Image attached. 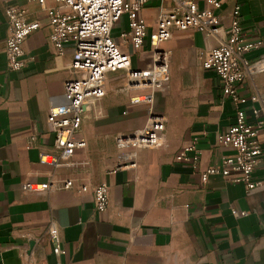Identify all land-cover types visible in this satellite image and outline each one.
I'll use <instances>...</instances> for the list:
<instances>
[{
	"label": "crops",
	"instance_id": "0c3cea01",
	"mask_svg": "<svg viewBox=\"0 0 264 264\" xmlns=\"http://www.w3.org/2000/svg\"><path fill=\"white\" fill-rule=\"evenodd\" d=\"M53 7V0H45ZM209 9L207 0H185ZM214 14L225 31L230 14L240 8L241 26L260 49L250 52L251 63L263 68L238 86L242 97L264 98V0H217ZM40 28L22 46L25 66L6 70L7 23L0 3V264H264V131L262 155L253 177L260 188L247 191L221 176L202 184L200 175L233 155L216 138L234 123V107L221 93V81L204 70L200 54L219 45V38L195 31H173L164 45L169 54V80L154 95L152 110L164 116L168 146L139 151L135 168L115 171L120 151L118 136L144 127L147 107L131 105L144 91L128 88L124 71L108 74L105 96L84 111L75 139L85 143L67 159L53 150L48 112L64 104L63 84L80 77L71 69L73 47L57 57L49 41L48 20L36 2L18 0ZM170 0H150L142 10L149 31L161 7ZM127 30L122 16L116 24ZM120 36V35H119ZM115 41V40H114ZM120 50L136 56L133 67L145 68L139 54L115 41ZM146 47V46H145ZM248 122L254 118L247 109ZM192 139L200 152L197 169L176 161ZM44 156L48 164H41ZM75 163L54 167L52 162ZM72 181L69 190L48 191L50 182ZM105 183L109 206L97 212L91 190ZM31 184L33 189L22 187ZM88 186L87 193L78 188ZM244 213L243 216L236 215ZM54 231V238L51 231ZM59 244L63 254L55 255Z\"/></svg>",
	"mask_w": 264,
	"mask_h": 264
},
{
	"label": "built area",
	"instance_id": "2783aa9c",
	"mask_svg": "<svg viewBox=\"0 0 264 264\" xmlns=\"http://www.w3.org/2000/svg\"><path fill=\"white\" fill-rule=\"evenodd\" d=\"M17 1L0 0L4 5L7 23L4 51L8 72L24 68L22 46L41 26L38 20L29 19L27 10L18 6ZM27 1L36 2L46 15L50 29L49 41L57 57L63 55L67 45H72L71 69L81 74L64 82V104L48 112L47 124L53 134V150L60 158L69 159L77 150L85 147L83 141L75 139L84 111L92 101L105 96L108 74L118 71L125 72L130 90L146 92L144 96L133 97L130 104H144L147 107V120L142 129L116 138L115 146L120 155L113 173L135 168L139 151L166 148L165 118L152 110L154 95L163 90L169 80V54L164 45L170 40L173 31L195 30L206 37L219 38L221 34L225 35L217 47L200 54L199 59L202 68L214 72L221 81V93L234 107L233 125L216 138L218 145L231 148L234 153L222 158L219 166L209 167L202 172L201 183L206 184L211 176H221L230 184L243 185L247 191L263 185L253 174L262 155L260 134L264 131V98H246L238 92V86L248 75H256L263 70L259 63H251L247 57L250 52L260 49L262 42L247 37L241 26L238 6L232 10L230 24L224 31L220 18L214 14L220 8L219 1L207 0L210 8L199 9L192 2L170 0L172 5L160 8L156 26L149 31L141 12L150 0H53V7H47L45 0ZM122 16L126 17L127 30L119 38L134 54H139L138 61L149 62L145 68L133 67L131 56L123 53L111 36L113 27ZM247 109L254 123L248 122ZM199 156L197 140L192 139L178 152L176 161L197 169ZM40 163L48 164L44 156H41ZM51 164L54 167L77 165L61 161ZM72 187V181L60 185L50 182L47 190H69ZM22 189L30 191L33 187L26 184ZM88 191L85 185L78 188L81 194ZM91 193L95 210L105 212L109 206L108 186L99 184ZM54 236L52 230L51 237ZM53 253L63 254L58 243Z\"/></svg>",
	"mask_w": 264,
	"mask_h": 264
},
{
	"label": "rangeland",
	"instance_id": "374dc122",
	"mask_svg": "<svg viewBox=\"0 0 264 264\" xmlns=\"http://www.w3.org/2000/svg\"><path fill=\"white\" fill-rule=\"evenodd\" d=\"M120 28L117 27V25H115L111 31V36L112 38L116 41V39L118 40L119 39V33H120ZM71 45V44H70ZM120 48V47H119ZM131 59H132V65H136V56H131ZM141 94H146V92H143Z\"/></svg>",
	"mask_w": 264,
	"mask_h": 264
}]
</instances>
